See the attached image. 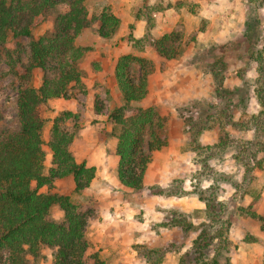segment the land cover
<instances>
[{"label": "rangeland", "instance_id": "1", "mask_svg": "<svg viewBox=\"0 0 264 264\" xmlns=\"http://www.w3.org/2000/svg\"><path fill=\"white\" fill-rule=\"evenodd\" d=\"M74 7L60 2L43 10L28 36L9 34L0 46V141L19 130V86L37 87L68 70L75 76L66 88L68 98L49 99L43 107V140L51 139L56 118L59 129L73 139L112 136L109 112L124 105L114 68L125 57L126 73L144 96L127 106L124 117L138 115V107L151 112L139 134L149 160L152 151L167 147L170 129L179 132V124L188 140L175 151L189 156L188 162L166 163L173 165L166 183L132 190L138 194L126 199L135 211L127 215L115 209L119 194L75 192L72 176L44 188L68 195L84 216V258L104 264L192 263V242L207 221L200 197L214 195L225 205L214 223L222 235L201 259L264 264V125L254 126L260 110L256 87L264 77V5L248 0H83L79 9ZM39 38L56 50L46 56L45 69L23 70L22 77L20 68L30 64V44ZM152 133L164 145L149 151ZM70 150L73 155L71 145ZM43 166L44 174L53 166L49 149ZM191 194L203 208L159 206L157 200ZM48 218L66 225L57 204ZM173 218L176 222L170 223ZM149 249L157 251L148 255ZM55 254L56 247L41 244L23 256L25 264H55ZM7 261V252H0V264Z\"/></svg>", "mask_w": 264, "mask_h": 264}, {"label": "trees", "instance_id": "2", "mask_svg": "<svg viewBox=\"0 0 264 264\" xmlns=\"http://www.w3.org/2000/svg\"><path fill=\"white\" fill-rule=\"evenodd\" d=\"M248 1L264 5V0ZM60 2L79 9L83 0H0V46L6 42L9 34L14 37L28 36L35 24L34 19L43 10ZM63 18L70 20L65 15ZM114 21L117 22V19ZM55 50L53 43H44L42 38L33 40L30 44V64L19 67L20 71L28 72L35 67L45 69L46 56ZM124 60L125 57L118 58L114 68L115 81L124 105L113 108L108 118L112 122L111 135L117 138L118 180L124 187L138 191L143 187L144 169L149 161L140 145L139 134L142 127L150 122L151 112L138 107L135 108L138 115L134 112L136 116L129 120L124 117L127 106H132L144 96V91H140L141 86L127 75ZM257 68L259 76L263 65L260 63ZM19 74L24 77L23 72ZM74 77L68 70L60 73L55 80L45 79L37 87L19 86L17 91L19 130L0 141V252H7L8 261L5 264H25L23 253L36 252L41 244L56 247L55 264H104L98 259L89 263L84 258V248L80 245L85 220L82 214L76 212L75 203L73 206L70 197L43 191L44 188L50 189L55 180L72 176L74 191L82 192L95 177L94 167H87L84 162L78 163L74 159L70 150L73 136L59 129L58 118L54 121L49 142L42 138L46 120L42 115L43 107L49 99L68 98L66 88ZM256 97L260 105L258 114L254 116L257 129L259 123L264 125V77L256 87ZM98 138L101 140L100 135ZM150 138L149 151L164 145L154 133ZM48 149L53 166L44 174L43 165ZM200 199L205 204L207 221L198 227L200 230L192 242L195 256L189 264H216L215 257L204 260L200 255L214 238L221 239L222 229L215 228L214 223L224 213L225 205L214 195ZM55 204L63 209L66 225L48 218L50 208ZM171 222L176 221L173 218ZM187 228L191 229L192 225L189 224ZM156 251L149 249L147 254Z\"/></svg>", "mask_w": 264, "mask_h": 264}, {"label": "crops", "instance_id": "3", "mask_svg": "<svg viewBox=\"0 0 264 264\" xmlns=\"http://www.w3.org/2000/svg\"><path fill=\"white\" fill-rule=\"evenodd\" d=\"M193 80L194 78L190 79V81ZM105 131L110 132L111 125L106 126ZM178 131L179 132H177L175 129H170L168 138L169 143L167 144V147L162 150L152 151L150 160L148 161L144 169L142 191L150 186L162 185L164 182L166 183L167 180H170L173 169L169 167V165L171 164L166 165V163H168L169 161L172 162V160L175 161L176 159H186V161H189L187 152H183L184 155L181 154L182 156H180L178 155V152L175 151L180 147V145H183L188 140L187 135L185 133H182L181 131V124H179ZM71 149L73 151V157L77 162H84L86 165L95 167L96 175L93 178L90 186L87 188L88 192L96 197L101 194L107 195L109 193H114L112 194V196L118 197L119 194L120 201L116 203L117 207L115 208L116 210H118V213L127 215V213H132L135 211L132 205L127 202V199L133 198L138 193L125 188L117 177V166L119 158L116 155L115 137L110 136L106 140H87L85 137H83V135H80L79 137H76L72 140ZM174 151L177 152V156L173 153ZM186 161L183 162L187 163L188 161ZM171 166L173 167V165ZM143 200L145 201L146 198H143ZM157 200L159 206L171 205L180 209L189 210L203 208L202 201H200V199L194 194H191V196L184 195L182 198H176L174 200L170 198L160 201L157 198ZM144 224L145 220L141 223V225Z\"/></svg>", "mask_w": 264, "mask_h": 264}]
</instances>
